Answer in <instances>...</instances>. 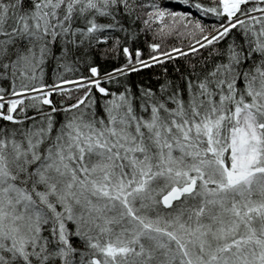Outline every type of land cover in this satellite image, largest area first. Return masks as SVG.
<instances>
[{
  "label": "snow or ice",
  "instance_id": "6c2138e0",
  "mask_svg": "<svg viewBox=\"0 0 264 264\" xmlns=\"http://www.w3.org/2000/svg\"><path fill=\"white\" fill-rule=\"evenodd\" d=\"M0 264H264V0H0Z\"/></svg>",
  "mask_w": 264,
  "mask_h": 264
}]
</instances>
